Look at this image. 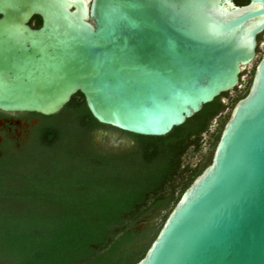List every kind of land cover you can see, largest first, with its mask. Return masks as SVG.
Segmentation results:
<instances>
[{"label": "water", "instance_id": "1", "mask_svg": "<svg viewBox=\"0 0 264 264\" xmlns=\"http://www.w3.org/2000/svg\"><path fill=\"white\" fill-rule=\"evenodd\" d=\"M262 33L264 0H0V111L50 117L81 93L101 125L164 137L239 87ZM137 264H264V55Z\"/></svg>", "mask_w": 264, "mask_h": 264}, {"label": "trees", "instance_id": "2", "mask_svg": "<svg viewBox=\"0 0 264 264\" xmlns=\"http://www.w3.org/2000/svg\"><path fill=\"white\" fill-rule=\"evenodd\" d=\"M248 3L249 0L237 1L238 6ZM248 90L233 100L234 105L247 95ZM227 95L228 93L222 94L212 103L205 105L198 114L164 137L138 136L101 125L91 115L81 93L76 94L58 114L43 116L46 125L41 131L40 138L47 147L57 144L62 137L60 133L62 122L54 123L55 118L70 116V120L75 121L79 130V138L81 144L83 143L81 151L90 155L96 168L105 172L110 170L112 163L126 164L132 160L133 164L130 165L133 171L131 176H128L124 173L127 168L112 167L118 172L114 171L115 177L108 182L105 181L108 184L104 185L103 182L94 188L93 192L78 186L77 193L83 190L82 193L86 192V194L80 195L77 202L68 201L71 196L64 195L69 194L70 190L63 191L65 193L61 191L59 197L50 196V199L56 198L58 202L52 205L62 206L63 210L58 214H48L49 216L42 219L38 218L31 222L28 228L26 224L9 225L10 228L3 235L0 234V239L5 241L2 242L3 249L12 248L14 245L16 248L13 253L2 250L0 261L6 264H137L140 262L184 191L211 164L213 156L205 166L192 172L181 195L175 199V185H172V182L182 172L183 157L190 147H195L197 151L201 148L203 134L209 132L212 121L226 110L223 98ZM103 129L118 133L121 138L128 140L132 147L117 152L98 150L91 144L93 133ZM139 168L141 172L138 171ZM141 173L143 175H140ZM12 176V179L17 177L20 183L26 182L25 176L19 173ZM53 185L52 188L50 187L51 191L59 190ZM3 191L8 193L9 199H14V189L4 188ZM46 191L38 196V200H46L48 196ZM20 197L25 195H19ZM166 209L168 213L163 217L158 229L152 227L149 222L145 229H138V219L142 215L154 213L157 217ZM26 231L28 239L21 244V236L25 235Z\"/></svg>", "mask_w": 264, "mask_h": 264}, {"label": "rangeland", "instance_id": "3", "mask_svg": "<svg viewBox=\"0 0 264 264\" xmlns=\"http://www.w3.org/2000/svg\"><path fill=\"white\" fill-rule=\"evenodd\" d=\"M263 55L264 33L261 36V43L256 61L242 72V80L239 87L229 92L228 95L223 98V103L226 105L225 112L219 117H216L212 121L209 132L203 134L201 148L197 151L195 150V147L192 146L188 149L187 153L183 157V165L181 169L182 172L172 182V185H175V199L181 195L186 182L191 177L192 172L201 166H205L212 158L215 150L214 144L216 139L233 109V100L239 95L246 93V91L249 89L256 66ZM70 118V116H63L62 119L61 117L55 118L54 123L57 124L62 122L60 130L62 137L57 142V144L47 147L41 141V138H38L34 144L25 150L17 151L16 153L9 156L0 167V186L2 185L5 186V189L12 190L13 183H15V185L19 186L18 188L20 192H18L19 190L14 191H17L19 195H25V197H20L18 202L11 200L9 205H4L3 211L0 212L1 235H3L8 228H10L9 225L16 226L17 224H26L28 228L29 224L38 218L42 219L43 217L49 216L48 214H58L63 210V208H61L62 206L58 207L59 205H52L53 203L58 202L56 198L53 200L50 199V196L59 197L61 191L62 193H65L70 190V192H68L69 194L64 195L71 196L68 198V201L77 202V200L80 198V195L83 193L86 194V192L82 193L83 190L78 194L76 190L78 189V186L86 188V191L88 190L89 192H93L92 190L97 188L98 185H101L105 181L108 182L111 180V178L115 177L114 175L118 171H116V168H112L114 166H117L121 169L127 168L124 173L128 174V176H131L130 174L133 170H131L132 167L130 164H133L132 160L126 164L120 162V164L117 162L112 163L110 170L105 172L99 168H96L90 155L88 156L86 152L83 154L81 151V145L83 143L81 144L79 138V130L75 121H73V119L70 120ZM116 134L119 136L118 133ZM100 136V134H97V138H92V146L96 144L95 147H98L97 142L100 144ZM124 140L126 143H129V141L125 138ZM131 147L132 145L130 144L127 149H130ZM140 170L141 168L138 169L139 172L142 171ZM17 173L25 176L26 182L23 181L21 183H16L17 181H13L12 175H16ZM140 175H143V173ZM138 176L136 178H138ZM103 184L105 185L108 183L105 182ZM39 185L42 186L40 187ZM51 185L57 186L59 190L51 191ZM45 191L46 195L48 194V196H46V200H38V196L44 194ZM54 208L56 209L55 212ZM167 213L168 209L163 210L157 217L154 215V213L142 215V217L138 219V229H145L148 222L152 227L158 229L161 222L163 221V217ZM26 234L27 231L25 232V235L21 236V244H24V241L28 239ZM2 242L5 241L0 239V254L2 253V250L13 253L16 245L9 249H3L4 247ZM0 264L6 263L0 261Z\"/></svg>", "mask_w": 264, "mask_h": 264}, {"label": "flooded vegetation", "instance_id": "4", "mask_svg": "<svg viewBox=\"0 0 264 264\" xmlns=\"http://www.w3.org/2000/svg\"><path fill=\"white\" fill-rule=\"evenodd\" d=\"M237 1L240 0H233L235 4H237ZM41 25L42 20L40 17L36 16L30 21V26L33 28H39ZM262 34L258 36V51ZM45 125L43 115L40 114L0 111V167L9 156L17 151H23L34 144L40 138L41 131L45 129ZM97 134L101 135L100 144L97 142V148L100 151L117 152L127 149L130 145L115 132L104 129L99 130L93 133V138H97ZM13 181H17L16 183L20 182L17 177ZM18 187V185L13 183L12 188L14 190H19ZM4 188L5 186H0V212L3 211L4 205L11 203V200L18 202L20 199L17 191L13 193L14 199H9L7 197L8 193L3 191Z\"/></svg>", "mask_w": 264, "mask_h": 264}]
</instances>
